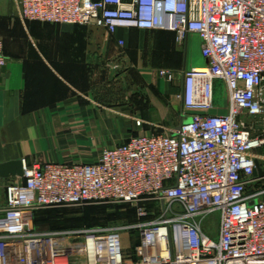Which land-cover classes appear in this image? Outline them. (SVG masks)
Listing matches in <instances>:
<instances>
[{
    "label": "built area",
    "instance_id": "2783aa9c",
    "mask_svg": "<svg viewBox=\"0 0 264 264\" xmlns=\"http://www.w3.org/2000/svg\"><path fill=\"white\" fill-rule=\"evenodd\" d=\"M22 22L82 25L109 35L173 32L180 47L198 35L206 66L183 74L189 122L138 134L102 150L94 163L24 161L0 209V264H264V190L256 154L264 148L249 119L264 122V0H13ZM120 45H124L120 41ZM7 64L0 35V68ZM162 77L173 79L168 71ZM216 82L228 111L211 115ZM1 137V132H0ZM157 201L158 219L140 211L137 259L128 260L117 229L44 232L42 208ZM256 202L254 205H251ZM219 215L216 238L203 229Z\"/></svg>",
    "mask_w": 264,
    "mask_h": 264
},
{
    "label": "crops",
    "instance_id": "0c3cea01",
    "mask_svg": "<svg viewBox=\"0 0 264 264\" xmlns=\"http://www.w3.org/2000/svg\"><path fill=\"white\" fill-rule=\"evenodd\" d=\"M16 14L13 0H0L7 58L0 68V164L89 163L80 160L138 135L137 120L190 119L183 74L188 62L192 69L205 65L194 54L188 60V42L180 47L173 32L109 35L82 25L22 22ZM163 70L173 79L162 77ZM14 179L0 177V209Z\"/></svg>",
    "mask_w": 264,
    "mask_h": 264
},
{
    "label": "rangeland",
    "instance_id": "374dc122",
    "mask_svg": "<svg viewBox=\"0 0 264 264\" xmlns=\"http://www.w3.org/2000/svg\"><path fill=\"white\" fill-rule=\"evenodd\" d=\"M102 30V29H99ZM106 32L105 30H102ZM107 33V32H106ZM108 34V33H107ZM202 39L198 35H191L188 39V60L191 61L194 55L197 60L206 66V59L202 55ZM5 53V52H4ZM194 54V55H193ZM183 66V64H182ZM188 70L192 69L191 62H188ZM187 70V71H188ZM228 92L222 82H218L215 87L214 108L207 112L211 115H223L227 113ZM140 111V110H139ZM181 116H176L170 123L166 124H148L142 121H135L137 134H162L180 125ZM248 122L254 128L255 136H263L264 122L258 119H249ZM123 143V142H122ZM95 154L80 160L91 163L98 161L100 154ZM258 162L263 175H257L259 181L255 183L250 191L264 190V148L257 153ZM79 162V161H78ZM49 163V162H48ZM264 199V197H263ZM145 210L149 214V219H158L162 215V208L157 201H136V202H118L108 204H92L85 206H59L51 208H42L35 212L34 228L36 231L54 232L81 229H117L121 233V241L125 256L128 260L137 259V246L140 236L136 228L140 222V211ZM219 227V215L213 214L205 218L203 222L204 231L211 237L216 238Z\"/></svg>",
    "mask_w": 264,
    "mask_h": 264
},
{
    "label": "water",
    "instance_id": "95a60500",
    "mask_svg": "<svg viewBox=\"0 0 264 264\" xmlns=\"http://www.w3.org/2000/svg\"><path fill=\"white\" fill-rule=\"evenodd\" d=\"M188 119L186 122H189ZM180 128L178 127L174 133L178 132ZM257 169L255 175H263L262 169L260 167L259 162L256 163ZM24 176V162L21 160L8 162L5 164H0V177L3 179H7L10 177L13 178H22ZM256 202H253L251 205H254Z\"/></svg>",
    "mask_w": 264,
    "mask_h": 264
},
{
    "label": "trees",
    "instance_id": "16d2710c",
    "mask_svg": "<svg viewBox=\"0 0 264 264\" xmlns=\"http://www.w3.org/2000/svg\"><path fill=\"white\" fill-rule=\"evenodd\" d=\"M3 42H4V40H3Z\"/></svg>",
    "mask_w": 264,
    "mask_h": 264
},
{
    "label": "bare ground",
    "instance_id": "6f19581e",
    "mask_svg": "<svg viewBox=\"0 0 264 264\" xmlns=\"http://www.w3.org/2000/svg\"><path fill=\"white\" fill-rule=\"evenodd\" d=\"M24 162V161H23Z\"/></svg>",
    "mask_w": 264,
    "mask_h": 264
}]
</instances>
